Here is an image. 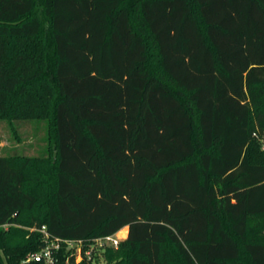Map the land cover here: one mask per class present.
Segmentation results:
<instances>
[{"label": "trees", "instance_id": "16d2710c", "mask_svg": "<svg viewBox=\"0 0 264 264\" xmlns=\"http://www.w3.org/2000/svg\"><path fill=\"white\" fill-rule=\"evenodd\" d=\"M1 118L0 264H264V0H0Z\"/></svg>", "mask_w": 264, "mask_h": 264}, {"label": "rangeland", "instance_id": "374dc122", "mask_svg": "<svg viewBox=\"0 0 264 264\" xmlns=\"http://www.w3.org/2000/svg\"><path fill=\"white\" fill-rule=\"evenodd\" d=\"M46 135L47 125L42 119L15 120L11 118H1L0 155H6L14 152V150L31 156L38 155L46 147ZM262 140H264V135ZM120 232L118 236L123 240L127 236V231L125 236ZM103 252L104 251L93 248L91 258H86V260L89 261L90 264H107L106 256ZM81 256L82 257H78L80 259H76L78 262L77 264L83 259V255Z\"/></svg>", "mask_w": 264, "mask_h": 264}, {"label": "built area", "instance_id": "2783aa9c", "mask_svg": "<svg viewBox=\"0 0 264 264\" xmlns=\"http://www.w3.org/2000/svg\"><path fill=\"white\" fill-rule=\"evenodd\" d=\"M40 232L43 234L44 245L39 251L28 255L26 262L32 260L41 264H55L54 251L59 250L63 243L66 250L70 252L69 256L74 257V263L70 264H77L76 259L82 257L81 255L87 259L91 258L93 248L104 251L108 247H117L121 241L120 236H118L119 231L114 234L93 238L89 241L50 238L44 226L40 229ZM67 260L69 261V259Z\"/></svg>", "mask_w": 264, "mask_h": 264}, {"label": "bare ground", "instance_id": "6f19581e", "mask_svg": "<svg viewBox=\"0 0 264 264\" xmlns=\"http://www.w3.org/2000/svg\"><path fill=\"white\" fill-rule=\"evenodd\" d=\"M121 232H122V235L125 236L126 235V228H123V230Z\"/></svg>", "mask_w": 264, "mask_h": 264}, {"label": "crops", "instance_id": "0c3cea01", "mask_svg": "<svg viewBox=\"0 0 264 264\" xmlns=\"http://www.w3.org/2000/svg\"><path fill=\"white\" fill-rule=\"evenodd\" d=\"M123 228H126V231H127V227H123ZM123 228H122V229H120V230H119V232H120V231H122V230H123ZM119 232H118V233H119ZM120 233H121V232H120Z\"/></svg>", "mask_w": 264, "mask_h": 264}]
</instances>
